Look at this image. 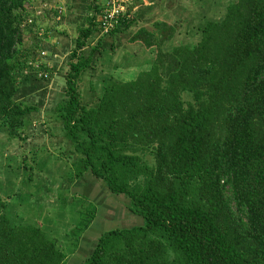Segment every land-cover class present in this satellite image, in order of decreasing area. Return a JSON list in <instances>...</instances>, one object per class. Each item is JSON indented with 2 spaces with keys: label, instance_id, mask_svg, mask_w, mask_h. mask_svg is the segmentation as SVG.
<instances>
[{
  "label": "trees",
  "instance_id": "16d2710c",
  "mask_svg": "<svg viewBox=\"0 0 264 264\" xmlns=\"http://www.w3.org/2000/svg\"><path fill=\"white\" fill-rule=\"evenodd\" d=\"M85 3V24L60 69L55 123L71 154L70 179L90 172L126 196L143 222L104 230L76 257L82 250L81 264H264V0L230 1L222 17L202 23L196 42L172 45L184 21L159 18L151 0H134L108 34L98 21L106 0ZM66 8L61 0H0V122L13 140L27 139L44 101L23 97L46 96L59 68L41 54L51 53L47 39L68 35L57 28ZM122 35L141 49L125 52L123 74L111 60ZM98 213L94 204L70 231L78 244ZM68 259L42 227L13 224L0 198V264Z\"/></svg>",
  "mask_w": 264,
  "mask_h": 264
},
{
  "label": "rangeland",
  "instance_id": "374dc122",
  "mask_svg": "<svg viewBox=\"0 0 264 264\" xmlns=\"http://www.w3.org/2000/svg\"><path fill=\"white\" fill-rule=\"evenodd\" d=\"M64 1L61 0L62 3ZM230 1L233 0H151L156 5L155 11L159 18L169 22L184 21L170 45L196 42L202 23L222 17ZM85 2L69 1L67 15L57 25L59 30L68 35L52 37L54 44L51 46L47 42L51 53L46 54L45 60L50 65L58 63L59 68L53 69V80L46 96L39 92L23 97L28 103L34 104L44 99L41 111L34 114L33 123L26 130L27 139L23 142L11 139L6 127L0 122V198L7 201L8 217L13 224H36L51 237L57 238L61 249L69 255L68 264H81L84 258L80 262L78 255L82 250L77 257L76 251L84 247L83 253L87 255L88 249L95 245L104 230L140 225L143 222L141 217L132 212L130 214L126 196L113 195L106 187L99 185L98 179L90 172L81 179H70L71 154L66 143L61 140V126L55 123L53 110L64 88L60 69H66L69 54L75 47L78 28L85 24ZM105 39L108 46L113 42L110 37ZM69 40L70 45L67 43ZM127 41L128 37L122 35V45L117 47L111 59L113 63H119L116 70L122 74L123 66L129 64L124 59L125 52L133 48L141 51L140 45H130ZM89 81V77L85 79L84 93L86 99L91 100ZM25 157L28 158V166H23ZM61 193L68 198V202L61 201ZM94 204L99 208L96 226L84 233L78 244L75 237L70 236V231L82 221L84 215L91 213Z\"/></svg>",
  "mask_w": 264,
  "mask_h": 264
},
{
  "label": "built area",
  "instance_id": "2783aa9c",
  "mask_svg": "<svg viewBox=\"0 0 264 264\" xmlns=\"http://www.w3.org/2000/svg\"><path fill=\"white\" fill-rule=\"evenodd\" d=\"M134 0H106L105 6L99 14L98 21L102 29V34H108L120 22L126 12V8ZM31 22V21H30ZM46 52H42L41 57L44 59ZM38 67L39 64L35 63Z\"/></svg>",
  "mask_w": 264,
  "mask_h": 264
},
{
  "label": "crops",
  "instance_id": "0c3cea01",
  "mask_svg": "<svg viewBox=\"0 0 264 264\" xmlns=\"http://www.w3.org/2000/svg\"><path fill=\"white\" fill-rule=\"evenodd\" d=\"M69 1H71V0H65V1H64V2H66L65 4H66L67 6H69ZM64 2H63V3H64ZM70 5H71V4H70ZM171 15H172V14H171ZM52 39H53V38H52ZM56 40H57V39H56ZM47 42H49V45L51 46V44H54V39H53V41H52L51 38H50L49 41H48V40L45 41L44 45H45L47 48H49ZM70 42H71L70 40H69V42L67 41V43H68L69 45H70ZM55 43H57V41H56ZM54 46H56V45H54ZM96 219L98 220V216H97ZM132 219H133V218H132ZM97 220H96V221H97ZM96 221H95L94 223H96ZM131 221H132V220H131ZM131 221H130V222H131ZM92 229H93V224H92V226L90 227L89 231H91Z\"/></svg>",
  "mask_w": 264,
  "mask_h": 264
}]
</instances>
